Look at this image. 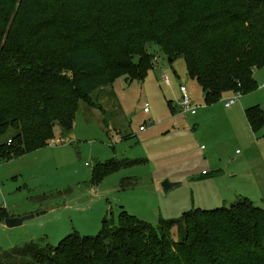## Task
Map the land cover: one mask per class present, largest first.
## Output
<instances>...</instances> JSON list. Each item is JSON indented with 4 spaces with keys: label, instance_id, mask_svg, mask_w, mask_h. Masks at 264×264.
<instances>
[{
    "label": "trees",
    "instance_id": "1",
    "mask_svg": "<svg viewBox=\"0 0 264 264\" xmlns=\"http://www.w3.org/2000/svg\"><path fill=\"white\" fill-rule=\"evenodd\" d=\"M150 44L170 62L184 57L207 106L250 94L264 67V0H0V140L15 132L0 142V160L47 147L57 123L71 130L81 102L102 110L92 95L116 78L142 80ZM245 115L254 133L262 130V108ZM138 163L99 164L93 180ZM0 264H264V209L241 197L157 227L121 211L96 236L0 250Z\"/></svg>",
    "mask_w": 264,
    "mask_h": 264
},
{
    "label": "rangeland",
    "instance_id": "2",
    "mask_svg": "<svg viewBox=\"0 0 264 264\" xmlns=\"http://www.w3.org/2000/svg\"><path fill=\"white\" fill-rule=\"evenodd\" d=\"M147 50L155 56L142 80L122 75L92 95L102 110L81 102L71 130L57 123L47 147L0 160V212L8 218L35 216L14 228L6 226L7 218L0 221V250L11 252L31 242L57 246L72 233L96 236L104 218L117 223L121 211L157 227L160 218H180L193 209L229 207L241 197L264 209V198L252 189L251 181L228 183L230 178L211 176V148L201 142L199 138L206 133L194 123L203 118L205 94L189 76L184 57L170 62L155 44ZM165 77L170 78V85L163 82ZM181 86L198 106L196 115L184 114L179 107ZM168 102L173 103L175 113ZM146 103L149 113L144 112ZM220 105L219 101L209 106L217 117L223 113ZM224 130L231 144L232 132ZM14 133L8 130L0 142ZM261 133L253 132L259 138ZM221 140L216 138L217 143ZM244 156V146L238 144L230 159L239 162ZM111 160L140 163L94 182L96 166ZM166 180L180 186L166 194L162 187Z\"/></svg>",
    "mask_w": 264,
    "mask_h": 264
},
{
    "label": "crops",
    "instance_id": "3",
    "mask_svg": "<svg viewBox=\"0 0 264 264\" xmlns=\"http://www.w3.org/2000/svg\"><path fill=\"white\" fill-rule=\"evenodd\" d=\"M254 78L258 83V89L255 92L242 96L238 103L229 108L225 107L226 101L224 102V100H228L234 94H225L220 101L223 111L221 116L217 117L206 105L202 114L203 118H199V121L196 119L194 123L197 129H203L206 133L203 138L199 139L211 148L212 152L209 151L208 154L211 159V171H223L222 175L213 179L230 178L228 183L233 179L251 181L254 184L251 186L252 189L257 192L259 197L264 198V181H261L264 179V126L261 130L262 137L254 136L245 115L246 109L251 107L259 106L264 110V68L256 69ZM224 129L232 132L231 144H229V140H225V138H229ZM216 138L223 140L217 143ZM194 140L198 141L196 134H194ZM238 144L244 146L245 149V156L239 162L230 159L233 148ZM196 147L198 148V145ZM201 147L205 148V146ZM245 166H247V170L244 169Z\"/></svg>",
    "mask_w": 264,
    "mask_h": 264
},
{
    "label": "built area",
    "instance_id": "4",
    "mask_svg": "<svg viewBox=\"0 0 264 264\" xmlns=\"http://www.w3.org/2000/svg\"><path fill=\"white\" fill-rule=\"evenodd\" d=\"M163 82L167 85H170L171 80L169 77L163 78ZM180 93L182 96V101L179 102V107L181 108L182 112L184 114H191V115H196L198 111V106L194 105L191 101L190 94L185 86L180 87ZM241 93L237 92L234 94L231 98L226 100L225 102V107L229 108L236 104L238 99L240 98ZM144 112L149 113L150 112V105L148 103L145 104L144 106ZM143 130V128H141ZM53 144H55V141H53Z\"/></svg>",
    "mask_w": 264,
    "mask_h": 264
},
{
    "label": "water",
    "instance_id": "5",
    "mask_svg": "<svg viewBox=\"0 0 264 264\" xmlns=\"http://www.w3.org/2000/svg\"><path fill=\"white\" fill-rule=\"evenodd\" d=\"M179 186H180V184L172 183L169 180H166L162 183L163 190L166 194L177 189ZM38 215H40V214H38ZM34 217H35L34 215H30V216H25V217H21V218H7L5 220V224L8 228H14V227H18V226L23 225L25 221L33 219Z\"/></svg>",
    "mask_w": 264,
    "mask_h": 264
}]
</instances>
